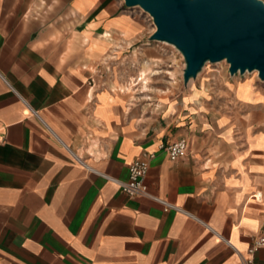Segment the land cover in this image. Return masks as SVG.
Listing matches in <instances>:
<instances>
[{"label":"crops","instance_id":"1","mask_svg":"<svg viewBox=\"0 0 264 264\" xmlns=\"http://www.w3.org/2000/svg\"><path fill=\"white\" fill-rule=\"evenodd\" d=\"M127 9L0 0V264H264V93L210 108L191 84L120 87L146 34ZM138 158L147 193L130 197Z\"/></svg>","mask_w":264,"mask_h":264},{"label":"water","instance_id":"2","mask_svg":"<svg viewBox=\"0 0 264 264\" xmlns=\"http://www.w3.org/2000/svg\"><path fill=\"white\" fill-rule=\"evenodd\" d=\"M156 26L151 42H166L184 56V82L204 66L226 61L230 74L259 72L264 81V2L261 0H124Z\"/></svg>","mask_w":264,"mask_h":264},{"label":"rangeland","instance_id":"3","mask_svg":"<svg viewBox=\"0 0 264 264\" xmlns=\"http://www.w3.org/2000/svg\"><path fill=\"white\" fill-rule=\"evenodd\" d=\"M261 1L264 2V0ZM127 11L144 22L146 34L144 39L139 43L138 65L133 69L132 75H130V73L127 74L126 70L124 71L123 76L125 78H123L120 87H126L129 83L131 85V76L134 78L138 77L141 71L146 67L144 64L148 62L151 66H149L150 69L147 72L148 80L144 81L147 82L148 85L144 86L143 82H141L138 85L140 91H142L141 86H143L144 90H149V92L154 94L166 91L177 97L189 90V85L191 84L194 88H203L205 90V102L210 108L223 106L222 102L227 98V100H232L233 95L241 99V91L232 92L233 88L238 85L237 88L243 90V92H250L248 89L249 85L254 88V91L264 93V81L259 78V72H257V75L253 74L254 71L252 73L247 72L244 75L238 73L232 76L230 74V65L226 61L216 64L208 62L199 73L198 77L192 79L186 85L184 82L186 63L181 52L169 43L150 41V36L156 31V26L154 25L152 17L142 8H128ZM134 85H136V82ZM130 87L131 86L128 88ZM137 87H134L133 90ZM146 95L149 94L147 93L145 96ZM262 109L264 111V108Z\"/></svg>","mask_w":264,"mask_h":264},{"label":"built area","instance_id":"4","mask_svg":"<svg viewBox=\"0 0 264 264\" xmlns=\"http://www.w3.org/2000/svg\"><path fill=\"white\" fill-rule=\"evenodd\" d=\"M188 142L185 139L178 141L177 143L172 144L168 147V155L170 160L178 161L188 155ZM150 169V164L146 158L136 159L129 168V180L126 182H119L121 190L130 197H141L146 195L147 186L145 183L146 177ZM256 199L259 200L262 198V194L255 195ZM162 203L166 210H178L177 207L169 204L163 200H159ZM264 246V235L261 236L256 242L255 246L252 249V253L258 251L261 247ZM246 264H253V260H247Z\"/></svg>","mask_w":264,"mask_h":264},{"label":"bare ground","instance_id":"5","mask_svg":"<svg viewBox=\"0 0 264 264\" xmlns=\"http://www.w3.org/2000/svg\"><path fill=\"white\" fill-rule=\"evenodd\" d=\"M150 68H149V66H146L142 71H141V74L139 75V77H141L140 79L138 78L136 81H131V87L130 88H128L129 90H131L132 89V85H134L135 84V82H137V81H140L139 83H141V82H143V84H147V82H144L145 80L147 81L148 79H147V77H148V74H147V72H148V70H149ZM257 72L258 71H255L253 74H255V75H257ZM226 83V82H225ZM136 85H138V84H136ZM136 85H134V86H136ZM228 85V84H227ZM242 86H244V85H242ZM248 89H249V87H248ZM250 90V89H249ZM261 193H258V195H260Z\"/></svg>","mask_w":264,"mask_h":264}]
</instances>
